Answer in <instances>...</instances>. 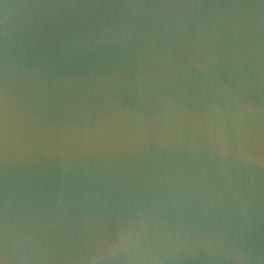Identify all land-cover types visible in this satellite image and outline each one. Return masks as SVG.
I'll use <instances>...</instances> for the list:
<instances>
[{
	"label": "water",
	"instance_id": "1",
	"mask_svg": "<svg viewBox=\"0 0 264 264\" xmlns=\"http://www.w3.org/2000/svg\"><path fill=\"white\" fill-rule=\"evenodd\" d=\"M0 264H264V0H0Z\"/></svg>",
	"mask_w": 264,
	"mask_h": 264
}]
</instances>
